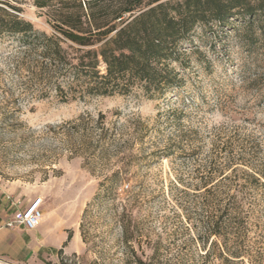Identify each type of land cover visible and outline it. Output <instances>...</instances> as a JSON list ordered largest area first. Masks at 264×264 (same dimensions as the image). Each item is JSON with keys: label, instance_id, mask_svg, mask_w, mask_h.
Returning a JSON list of instances; mask_svg holds the SVG:
<instances>
[{"label": "rangeland", "instance_id": "1", "mask_svg": "<svg viewBox=\"0 0 264 264\" xmlns=\"http://www.w3.org/2000/svg\"><path fill=\"white\" fill-rule=\"evenodd\" d=\"M33 1L11 2L48 29ZM16 46L1 38L0 57ZM181 49L179 82L164 96L134 89L61 101L29 92L13 125L0 124L8 211L42 198L36 232L45 258L30 264H134V254L156 264H202L217 198L225 204L232 192L228 158L243 156L248 169L264 170V41L240 18L198 24ZM238 196L249 213L245 242L262 245L261 191L241 188Z\"/></svg>", "mask_w": 264, "mask_h": 264}, {"label": "trees", "instance_id": "2", "mask_svg": "<svg viewBox=\"0 0 264 264\" xmlns=\"http://www.w3.org/2000/svg\"><path fill=\"white\" fill-rule=\"evenodd\" d=\"M11 1L16 0H0V39L8 36L17 43L0 57V124L6 125H13L22 109L19 100L29 92H53L61 101L134 89L147 97L164 96L179 82L174 63L185 54L181 45L198 24L223 27L241 18L264 41V0H34L48 29L24 18L21 4ZM247 163L243 156L228 158L232 192L225 204L217 198L208 221L212 239L208 245L203 241L199 254L202 264L245 259L264 264V241L254 247L245 242L249 213L238 196L250 187L264 198V170L248 169ZM222 184L212 185L218 190ZM151 258L134 254V264H156Z\"/></svg>", "mask_w": 264, "mask_h": 264}, {"label": "crops", "instance_id": "3", "mask_svg": "<svg viewBox=\"0 0 264 264\" xmlns=\"http://www.w3.org/2000/svg\"><path fill=\"white\" fill-rule=\"evenodd\" d=\"M7 193L8 190L2 184L0 177V264H30L38 255L45 258L43 247L46 243L42 242L41 237L38 238L36 232L39 225L30 230L22 225L13 228L5 226V222L13 213L8 211L9 206L6 205V202H9Z\"/></svg>", "mask_w": 264, "mask_h": 264}, {"label": "built area", "instance_id": "4", "mask_svg": "<svg viewBox=\"0 0 264 264\" xmlns=\"http://www.w3.org/2000/svg\"><path fill=\"white\" fill-rule=\"evenodd\" d=\"M16 201V204H19ZM42 198L37 197L30 200L25 206L21 207L16 211L13 216L5 222V226L8 228H13L16 225H22L24 228L30 230L36 228L42 219Z\"/></svg>", "mask_w": 264, "mask_h": 264}]
</instances>
